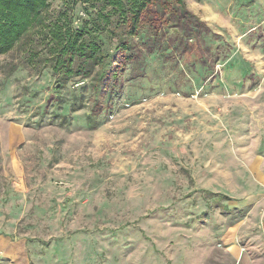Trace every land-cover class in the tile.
I'll return each instance as SVG.
<instances>
[{
  "label": "rangeland",
  "instance_id": "obj_1",
  "mask_svg": "<svg viewBox=\"0 0 264 264\" xmlns=\"http://www.w3.org/2000/svg\"><path fill=\"white\" fill-rule=\"evenodd\" d=\"M153 2L137 36L102 29L99 93L39 73L30 42L0 56V264H264V0H185L189 45L177 0Z\"/></svg>",
  "mask_w": 264,
  "mask_h": 264
},
{
  "label": "trees",
  "instance_id": "obj_2",
  "mask_svg": "<svg viewBox=\"0 0 264 264\" xmlns=\"http://www.w3.org/2000/svg\"><path fill=\"white\" fill-rule=\"evenodd\" d=\"M77 1L64 0L66 8L59 11L57 17L48 23L50 0H0V56L10 52L17 44L30 42L32 45L27 60L39 73L50 66L54 73L58 74L61 86L66 85L75 76L84 78L92 75L95 91L99 93L106 86L111 74L113 76L117 74V69H113L115 65L113 55L108 53L99 41L102 29L111 22V14L116 13L121 19L122 24L126 26L127 35L137 36L142 27L143 15L154 2L153 0H95L102 4L95 18L96 21L92 23L91 19H82L80 25L75 27L68 9ZM91 1L94 0H81L82 3ZM107 6L111 9L105 12L103 9ZM180 10L184 11L183 17L195 20L199 25L203 20L200 18V21L196 20L195 14L190 10L187 11L185 0H177L175 14L179 16H176V23L179 32H183V40L187 42L184 44L189 45L191 31L186 27L188 20L182 18ZM100 16L103 23L99 20ZM42 31H44L43 39H46L47 44L44 51L38 49L37 41L33 40L35 35ZM18 68L17 63H10L7 77ZM101 110V105H96L93 109L94 115L99 114ZM60 118L64 122L68 121L66 116Z\"/></svg>",
  "mask_w": 264,
  "mask_h": 264
}]
</instances>
